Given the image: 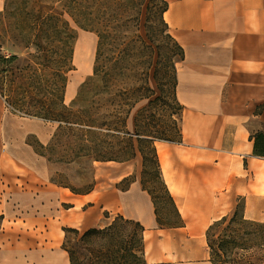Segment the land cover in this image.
<instances>
[{
  "label": "crops",
  "instance_id": "obj_1",
  "mask_svg": "<svg viewBox=\"0 0 264 264\" xmlns=\"http://www.w3.org/2000/svg\"><path fill=\"white\" fill-rule=\"evenodd\" d=\"M166 1L165 20L185 51L182 142L156 148L183 225L158 226L138 158L102 172L87 194L50 182L26 142L40 138V121L15 114L0 94V264H71L65 228L103 226L111 212L144 225L146 264H211L206 233L233 211L232 195L243 198L247 219L264 222V157L251 139L264 132V0Z\"/></svg>",
  "mask_w": 264,
  "mask_h": 264
},
{
  "label": "trees",
  "instance_id": "obj_2",
  "mask_svg": "<svg viewBox=\"0 0 264 264\" xmlns=\"http://www.w3.org/2000/svg\"><path fill=\"white\" fill-rule=\"evenodd\" d=\"M168 9L166 0H5L0 12V94L8 107L26 117L59 123V131H82V143L95 149V160L124 163L140 157L141 184L164 229L184 223L156 148L157 141L182 142L172 117L181 113L182 121L177 65L185 51L165 20ZM78 29L97 36L95 65L67 105ZM5 47L12 50L10 55L2 53ZM139 106L131 131L128 120ZM251 139L253 154L264 157V132ZM149 158L175 222H161L157 196L146 186ZM145 230L139 220L118 214L84 232L65 228L64 248L71 264H146ZM71 236L78 238L77 248L71 246ZM206 237L211 264H264V222L247 219L244 203L242 211L235 209L232 216L211 225Z\"/></svg>",
  "mask_w": 264,
  "mask_h": 264
},
{
  "label": "rangeland",
  "instance_id": "obj_3",
  "mask_svg": "<svg viewBox=\"0 0 264 264\" xmlns=\"http://www.w3.org/2000/svg\"><path fill=\"white\" fill-rule=\"evenodd\" d=\"M4 4L5 0H0V12L3 10ZM97 40V36L94 33L79 29L77 30L73 57L74 69L69 73V80L65 93V102L67 105L72 104L73 100L78 95L80 86L89 76L93 74ZM2 53L10 55L12 50L5 47L2 50ZM67 95L69 97H67ZM168 101L171 102L170 99H168ZM141 106L134 110L132 114L133 119H135V116ZM13 112L15 114H19L15 111ZM28 118L37 119L32 117ZM150 119V115L144 118L146 122H149ZM38 120L40 121L38 123L41 125V129L47 136V141L42 142L40 140V138L42 139L41 136L39 138L34 134H30L26 137V142L30 141L34 145L30 146V158L39 162L40 167L45 171L50 182L60 187H68L76 192H87L88 190L94 188L97 180H100L99 172H104L107 176H110L113 173V170H111L113 168H118L121 171V162L115 160L100 161L92 158V155H94L96 151L92 146L82 143L85 138L82 131L67 128L59 131V123L47 122L40 119ZM172 120L176 121L175 127L177 131H180L182 126L181 113L175 114L174 117H172ZM128 128L131 131H134L135 122L134 125H129ZM41 144L43 146H41ZM138 159L140 160L142 166L141 158L138 157ZM154 173V165L152 163V159L149 158L145 176L146 186L157 196L161 222H175L176 218L172 214H169V203L165 198L161 185L155 180ZM135 176L136 174L131 176V179ZM129 182V180L125 181L123 187L125 188ZM119 188H121V183L119 184ZM229 202L231 203V208L233 210L230 213L231 215H228L229 217L232 216L235 209L242 211L244 203L243 198L232 195ZM109 216L110 218L105 220L104 225L109 223L116 216V214L111 212L109 213ZM221 229L222 227L218 231ZM77 241L78 238L76 236H71V246L77 248Z\"/></svg>",
  "mask_w": 264,
  "mask_h": 264
},
{
  "label": "bare ground",
  "instance_id": "obj_4",
  "mask_svg": "<svg viewBox=\"0 0 264 264\" xmlns=\"http://www.w3.org/2000/svg\"><path fill=\"white\" fill-rule=\"evenodd\" d=\"M67 97H69L68 95H67ZM37 132H38V134L42 137V139H43V141L44 142H46L47 141V136L45 135V133L42 131V129H38L37 130ZM161 148V154H162V157L164 158L165 157V151L164 150H162L163 148L162 147H160ZM103 177L104 176V174L103 173H101V172H99V177Z\"/></svg>",
  "mask_w": 264,
  "mask_h": 264
}]
</instances>
